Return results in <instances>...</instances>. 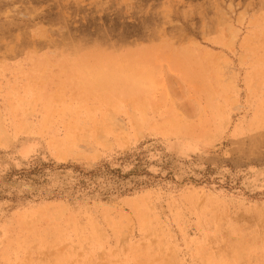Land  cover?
<instances>
[{
    "label": "rangeland",
    "instance_id": "obj_1",
    "mask_svg": "<svg viewBox=\"0 0 264 264\" xmlns=\"http://www.w3.org/2000/svg\"><path fill=\"white\" fill-rule=\"evenodd\" d=\"M0 264H264V0H0Z\"/></svg>",
    "mask_w": 264,
    "mask_h": 264
},
{
    "label": "bare ground",
    "instance_id": "obj_2",
    "mask_svg": "<svg viewBox=\"0 0 264 264\" xmlns=\"http://www.w3.org/2000/svg\"><path fill=\"white\" fill-rule=\"evenodd\" d=\"M113 68H114V67H113ZM114 70H115V69H114ZM117 76H118V75H117ZM121 77H122V76H121ZM123 77H125V76H123ZM91 81H92V80H91ZM108 81H109V80H108ZM108 81H107V82H108ZM103 84H104V83H103ZM138 110H139V109H138ZM46 112H47V111H46ZM47 113H48V112H47ZM244 247H245V246H244ZM239 249H240V248H239ZM226 259H227V258H226Z\"/></svg>",
    "mask_w": 264,
    "mask_h": 264
}]
</instances>
